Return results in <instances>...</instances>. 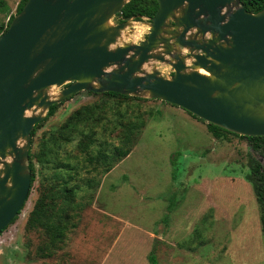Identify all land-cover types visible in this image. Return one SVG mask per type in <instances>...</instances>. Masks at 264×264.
Returning <instances> with one entry per match:
<instances>
[{
    "label": "water",
    "instance_id": "95a60500",
    "mask_svg": "<svg viewBox=\"0 0 264 264\" xmlns=\"http://www.w3.org/2000/svg\"><path fill=\"white\" fill-rule=\"evenodd\" d=\"M129 1L27 0L0 35V235L27 201L34 126L80 92L157 100L229 133L264 136V9L155 0L154 16L141 18L145 39L119 44L137 22L116 19Z\"/></svg>",
    "mask_w": 264,
    "mask_h": 264
},
{
    "label": "rangeland",
    "instance_id": "374dc122",
    "mask_svg": "<svg viewBox=\"0 0 264 264\" xmlns=\"http://www.w3.org/2000/svg\"><path fill=\"white\" fill-rule=\"evenodd\" d=\"M19 2L0 0V22L16 15ZM147 24L132 22L119 44L144 40ZM62 88H52L51 94ZM103 100L78 93L60 104L38 136L77 108ZM131 103L139 106L129 113L144 118L145 127L131 153L97 176L93 194L80 199L76 226L55 256L38 260L39 239L25 230L38 197L37 179L19 215L0 235V264H149L152 249L157 264H264L258 208L244 178L247 141L232 133L215 139L205 122L161 101ZM108 117L114 118L112 112ZM253 155L264 167V158Z\"/></svg>",
    "mask_w": 264,
    "mask_h": 264
},
{
    "label": "trees",
    "instance_id": "16d2710c",
    "mask_svg": "<svg viewBox=\"0 0 264 264\" xmlns=\"http://www.w3.org/2000/svg\"><path fill=\"white\" fill-rule=\"evenodd\" d=\"M26 1L20 0L16 14L21 11ZM240 4L247 12L253 14L264 9V0H240ZM157 8L155 0H130L116 19L119 22L120 18H133L136 21L141 18L150 19ZM13 17L11 16L6 24L0 22V35L6 31ZM85 93L99 96L104 99L103 103L86 104L77 108L57 127L43 131L38 136L48 119L57 113L61 103L53 105L46 117L36 124L31 132L28 154V169L31 175L29 193L37 179L39 181L38 197L26 219L25 230L35 233L39 239V245L35 249V257L38 260L52 259L55 256L66 235L76 226L75 221L82 204L80 199L93 194L99 185L97 176L110 172L131 153L145 127L144 118L140 115L131 116V111L129 113L132 106L137 108L139 105L129 102L146 103L147 100L115 93ZM108 101L110 103H107ZM110 112L114 118L108 117ZM206 126L215 139L231 134L210 124ZM108 137L110 141L104 142V138ZM239 138L246 140L250 149L246 157L247 171L244 178L255 197L264 240V167L253 155L256 153L264 158V136ZM67 148L72 151H66ZM78 192H83V195L78 196ZM172 207L170 205L168 211ZM148 262L157 264L154 249L148 255Z\"/></svg>",
    "mask_w": 264,
    "mask_h": 264
},
{
    "label": "bare ground",
    "instance_id": "6f19581e",
    "mask_svg": "<svg viewBox=\"0 0 264 264\" xmlns=\"http://www.w3.org/2000/svg\"><path fill=\"white\" fill-rule=\"evenodd\" d=\"M200 73H202V74L206 75V73H205V72H203V71H200Z\"/></svg>",
    "mask_w": 264,
    "mask_h": 264
},
{
    "label": "flooded vegetation",
    "instance_id": "af4514ba",
    "mask_svg": "<svg viewBox=\"0 0 264 264\" xmlns=\"http://www.w3.org/2000/svg\"><path fill=\"white\" fill-rule=\"evenodd\" d=\"M120 19H122V18H120ZM118 20V19H117ZM119 22V21H118Z\"/></svg>",
    "mask_w": 264,
    "mask_h": 264
}]
</instances>
